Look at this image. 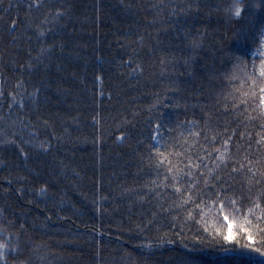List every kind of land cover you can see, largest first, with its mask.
<instances>
[{
    "label": "trees",
    "instance_id": "obj_1",
    "mask_svg": "<svg viewBox=\"0 0 264 264\" xmlns=\"http://www.w3.org/2000/svg\"><path fill=\"white\" fill-rule=\"evenodd\" d=\"M28 2L12 0L16 7L8 14L3 8L9 0L0 6V90L4 92L0 115L9 121L23 117L15 127L27 153L21 157L15 145H0V160L4 161L0 164V221L11 220L12 230L19 228V221L25 222L17 262L233 264L238 254L248 253L206 234L203 225L184 212L161 211L157 204H165L168 198L140 200L134 194L141 192L138 186L146 175L136 143L150 115L146 105L157 89L163 92L153 62H158L163 51L184 48L170 22H153L160 0H48L53 11L57 6L66 10L59 20L45 25L49 31L44 44L58 47L51 48L43 64L33 61L31 73H21L19 65L25 62L27 49L40 47L25 25L42 19L47 11L27 10ZM176 2L163 0L164 5ZM214 2L206 0L209 5ZM167 11L165 7L164 21H169ZM11 16L17 18L14 32L7 28ZM184 19L193 30L205 32L204 47L195 55L196 75L180 76L178 90L169 92L171 99L165 100L166 105L178 102L179 107L161 108L172 120L200 116L201 106L196 102L203 97L197 96V86L207 95L217 83L204 79L202 66L219 71L218 61L213 63V47L227 51L235 46L231 26L209 7ZM126 60L139 62L143 72L129 76L132 65L125 67ZM21 76L28 82L27 91L39 85L41 94L35 104L24 99L23 112L14 108L9 114L7 92ZM27 91L22 89L17 100L26 98ZM121 132L125 135L118 140ZM41 142L50 147H38ZM41 184L49 185L45 195L35 191ZM220 221L218 226L227 227L222 217ZM233 230L237 231L235 226ZM252 235L249 243L258 246L254 230Z\"/></svg>",
    "mask_w": 264,
    "mask_h": 264
},
{
    "label": "snow or ice",
    "instance_id": "obj_2",
    "mask_svg": "<svg viewBox=\"0 0 264 264\" xmlns=\"http://www.w3.org/2000/svg\"><path fill=\"white\" fill-rule=\"evenodd\" d=\"M2 5L3 0H0ZM15 7L9 0L3 13L8 14ZM165 7L169 21L163 20ZM205 7L222 17L226 26H231L235 46L227 51L223 47H213V63L218 61L219 71L212 66H202L204 79L209 84L217 83L208 89L207 95L197 86V96L203 97L196 102L201 106L200 116L172 120L161 108L179 107L178 102L166 105L165 100L171 99L169 92L178 90L180 76L196 75L195 55L204 47L205 32L199 28L193 30L184 18ZM43 8L47 11L42 19L30 20L25 25V31L32 30L40 47L27 49V58L19 65L21 73H31L33 61L43 64L51 48L58 47L44 44L45 34L49 31L45 25L50 20H59L66 10L57 6L53 11L48 0H29L27 3V10ZM157 21L161 24L170 22L173 35L182 39L184 48L163 51L158 62H153L156 65L154 73L159 71L158 80L163 92L157 89L146 105L150 115L136 141L141 170H146V175L143 184L138 186L141 192L134 194L140 200L148 197L164 201L168 198L165 204H157L161 211L167 212L171 208L184 212L186 217L195 218L197 224L203 225L206 234L222 240L229 248L249 250L246 254H238L233 264H264V0H215L211 5L206 0H177L164 5L160 0V11L153 17V22ZM7 28L10 32L17 30L15 16L9 17ZM16 39L13 36V41ZM26 39L31 40L32 36ZM137 40L143 42V37L138 36ZM124 66L128 67L129 76L143 72L139 62L133 64L126 60ZM96 80H100L99 75ZM27 83L21 76L12 85L13 90L7 92L6 111L9 114L14 108L23 112L24 99H30L33 104L37 102L41 94L39 85L27 91ZM22 89L27 91V97L17 100ZM3 96L4 92L0 90V97ZM22 120L23 117L9 121L0 115V121L4 122L0 124V145L13 144L19 150V156L26 158L15 127ZM124 135L119 133L117 139ZM37 146L50 147L43 142ZM3 163L0 160V164ZM8 183L11 184L10 179ZM48 186L41 184L35 191L45 195ZM28 202L31 203V199ZM221 217L227 227L218 226ZM18 223L19 228L12 230L15 225L11 220L0 221V264H27L25 260L17 262L15 259L25 222ZM234 226L237 231L233 230ZM253 230L259 237L258 246L249 243L253 240ZM186 264L194 262L187 261Z\"/></svg>",
    "mask_w": 264,
    "mask_h": 264
}]
</instances>
